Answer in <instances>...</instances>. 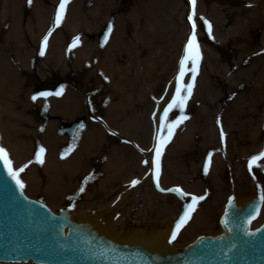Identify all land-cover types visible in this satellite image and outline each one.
<instances>
[{"label":"bare ground","instance_id":"obj_1","mask_svg":"<svg viewBox=\"0 0 264 264\" xmlns=\"http://www.w3.org/2000/svg\"><path fill=\"white\" fill-rule=\"evenodd\" d=\"M118 1L68 0L64 18L60 25L52 31L47 47L44 49V55L41 56L40 48L43 37L50 28H53L55 14L61 0H50L49 4H44L39 0H32L31 4L28 3V0H0V144L8 150L15 169L27 165L24 171L20 172L23 180L27 183L25 192L32 197L44 198L51 203L50 208L56 212H59L58 207L64 204L65 206L61 208L67 207L72 219L83 212H91L90 217L98 218L99 222L112 223L124 229L141 228L146 232L164 230L168 234L172 227L176 226L175 223L179 217L183 215L185 206L192 203L191 197L195 195L191 193V190L199 193L205 197L201 200L202 204L198 202L195 205L191 218L180 228L178 236L172 242L175 249L179 251L199 237L200 235L193 238L199 232L208 233L203 235L214 236L224 232L220 219L229 199L235 201L260 199L261 189L264 188V167L261 166L264 165V159L258 161L257 165L249 170L248 161L251 157L249 159L246 157L250 152H240L242 141L249 140L255 144L253 140L259 139L260 131L264 129V0H218L220 25L225 37L223 42L225 64L222 61H216L212 64V69H216L213 71L215 74L220 73L221 70L225 75L223 85L224 88L226 87L227 93L230 94L229 102L222 113H218L219 110L215 109L212 111V116H208L211 113L208 104L220 101L222 95L217 87H211L210 93L208 92L209 96L206 97L204 94L207 82L204 80L201 89L198 88L197 96L200 98L201 104L206 106L195 108L192 118H188L183 127L178 126L174 129L165 151H162L160 159L168 160V164L163 170L159 166L160 188L156 186L157 181L151 175L156 170L154 159L156 152L152 151V145L154 147L157 145V128L160 127L162 134L164 131L159 118L163 116V109L171 102V97L175 94V78L179 71V61L192 30L189 21L184 26L183 40L179 45L181 51L177 69L171 82L168 83L162 99L155 106L150 117L151 122L147 126L148 123L144 121L135 128L132 125V119H126L124 124L128 128L124 129L125 125L120 127L122 131L121 133L117 132V136L122 139V142L116 148L104 142L106 138L104 130L90 124L91 126L88 127L80 140L82 142L78 145L77 151L64 161L61 152H59V145L55 142L53 132H51L56 123H48L47 131L41 133L38 125L40 123H34L33 117L28 114L31 106L36 107L40 103H45L50 108H41L37 112V119L43 123L50 121L52 115L57 119H66L88 111L90 116L100 115L102 119L106 118V124L110 127L115 123L120 125V117L125 112L121 107L117 108L116 103L120 101L122 108L134 104L131 99L133 85L136 81L141 83V80L133 74V69L136 68L138 61L132 57L135 50H133L132 44L128 45V41L131 42L132 39L129 40V36H127L128 27L125 21L129 20L130 15L126 16L123 13L127 12L130 6L129 9L133 8L137 14H141L144 1L133 0V3H128V8L125 7L122 10H120ZM165 1L172 9L168 16L170 32H176L178 28H183L181 21L174 19L177 11L180 10L181 15L184 14L187 20L192 11L191 0ZM211 1L213 0L204 2L206 4ZM198 7L199 0H196V11L199 9ZM26 12L29 13L30 20L24 23L23 16ZM121 12L122 14H120ZM116 13L119 15L114 17ZM195 19L197 31L198 28H201L200 20L197 15ZM207 21L209 20L207 19ZM109 24L112 25L113 30L106 42L103 34L99 36V40L91 38L94 32L98 33L101 29H108ZM232 26L237 28V32L232 30ZM77 36L80 37L79 42L75 47L70 48L73 39ZM231 42H237L238 46H232ZM210 58L213 61L215 57L210 54ZM247 59H249L248 62ZM34 70L39 71L43 76L51 72L68 78L75 76L79 84L78 86H66L60 91L61 95H55V90L63 86V83L58 76H54L48 79L49 81H42L38 85L43 87L44 92H53L52 95L33 100L31 93L29 95L27 93L29 96L27 101H21L20 89L23 86V78L29 77L34 80L37 75ZM105 76L108 79H105ZM218 81L222 82L220 79ZM38 86L37 92H41ZM18 102H21V106ZM127 109L131 108L128 106ZM206 110L209 111L206 112ZM43 111L46 116L42 114ZM115 116L116 118L113 119ZM217 116H220L221 119ZM209 117L211 119H208ZM218 120L224 125L223 131L227 136L226 140L228 142L231 140L223 153L216 144L217 136L220 135L222 128V124L220 125ZM76 121H82L81 125L85 123L82 117L73 121L61 119L59 126L60 128L66 125L71 126ZM213 124L215 132L209 128ZM237 124L239 129L234 128ZM79 128L80 126H77L75 132ZM67 134L62 132L63 136L69 138L75 136ZM196 136L201 144L198 154L196 150L193 151ZM129 140L134 143V147L139 153L132 155V149L126 144ZM146 144H149L150 148H145ZM31 146H34L36 151L41 146L45 148L42 156L43 164L36 160V152L31 151L32 155L28 153ZM107 146L110 150L107 149ZM263 148L264 144L261 141L258 148L253 151L261 152ZM93 150H101L103 158L106 156L109 160L107 162L105 159L99 160L98 164L94 165L96 167H90L88 172H84L83 180L89 177L87 183L95 182L91 188L94 191L90 193L89 189L85 194H81L79 199L78 197L75 199L72 192L79 190V186L72 180L73 176H79L81 173L79 169L92 161ZM127 153H130L132 157L128 158ZM209 153L212 154L211 161L208 171L205 173L204 165L208 160ZM237 155L242 158L244 156L243 161L238 165L234 161ZM30 158L32 162L26 163ZM138 158L139 165L136 166L135 161ZM129 160L134 162L131 170L128 167ZM145 161H149V163H145ZM124 171L130 176H133L132 173L137 171L140 174L147 173L146 180L140 182L141 187L139 188L144 195L138 194L137 200L143 199V197L147 200L145 192H148L149 189L155 197L164 198L168 206L167 210L151 209L146 206L147 204H142L148 208L147 213L139 211L134 215L130 210L128 211V207H131L133 202L117 215H109L111 209L108 206L105 210L97 208L91 197L103 193L102 187L114 184L118 179L117 176ZM200 171L205 174L204 178L195 181L194 176H199ZM102 174L103 177L99 179ZM175 187L182 188L190 195L182 196L178 192L161 190ZM227 190L233 195L227 198L223 213L218 217L220 213L218 204L220 205V201L225 199ZM263 211L264 203L259 207L257 216L249 221L250 229H256L264 223V215H261ZM161 215H163L162 218ZM257 217H261V219H256ZM162 219L163 226H159ZM217 220L220 226L218 233L208 232L212 230ZM146 224L152 225V228L147 229ZM180 238L193 239L188 240V244L179 248L177 241ZM0 264L39 263L29 261L28 263L0 262Z\"/></svg>","mask_w":264,"mask_h":264},{"label":"rangeland","instance_id":"obj_2","mask_svg":"<svg viewBox=\"0 0 264 264\" xmlns=\"http://www.w3.org/2000/svg\"><path fill=\"white\" fill-rule=\"evenodd\" d=\"M44 4H49L50 0H39ZM143 12L141 14H137V12H135L132 9L128 8V3H133V0H119L118 2L120 3V10H122L123 8H128V11L124 12L123 14L126 16H129V20L127 19L125 22L127 23V27H128V33L127 36H129V40L128 41V45H133V50H135V53H133L132 57L134 58V60H138L137 66L135 69H133V74L137 76L138 79L141 80L140 81H136L135 84L133 85V96H132V103L134 104H130L128 105L131 109H127L128 106H124V108H122V106L120 105V101L118 103H116V107L122 109L123 112H125V114L120 117L121 120H119L120 125L118 126L116 123L113 124L111 127L108 126L106 118L102 119V116H90L88 114V111H85L83 113L77 114L76 116H73L71 118H55L54 115L51 116V120L47 121V122H40L37 116V112L38 110H40L41 108H50L48 104L45 103H40L39 105H36V107L31 106L32 108H30V110H28V114L31 115V117H33L34 119V123L35 122H39V130L41 131V133H45L47 131V125L48 123H56L55 126H53L54 128H52L51 132H53L54 135V140L55 142L59 145V152L61 153H66V155H64L62 157V159L64 161H66V159L75 151H77L78 149V145L81 144L82 141L81 138L83 136V134L86 132V130L88 129L89 126H91L92 124H94L95 126L99 127V129L104 130L106 133V138H105V143H107L109 146H113L114 148H116L118 145H120V142H122V139H120L117 136V132L122 131V128H120L121 126L125 125L124 122L126 119H132L133 122V126L139 127L142 123H144V121H146L147 126L149 125V123L151 122V115L155 109L156 104H158V102L162 99L163 93L166 90V87L168 85V83L171 82L172 76L175 72V70L177 69V63H178V57L180 55V48L179 45H181L182 40H183V33H184V26L185 24H187V20L184 17V14L181 15V11L178 10L176 17L174 19H176L177 21L180 20L182 23L183 28H178V31L176 32H170V27H169V13L172 11V9L170 8L168 2H166L165 0H143ZM205 0H199V9L198 14L196 11V14L200 20L199 25L201 28H198V30L196 31L197 34V38H198V42L200 45V49H201V53H202V59L200 61V65H199V71L196 75V80L194 82V86L192 89V95L191 97L188 99V101L185 104L184 107V111H183V115L187 117V119H184L181 123H179V127H183L184 123L187 122L188 118H192V113L195 110V108L199 107H205L206 105H204L203 103L201 104V101H199L200 98H198L197 96V92H198V88L201 89V84L204 82V80L207 82L206 84V90H205V96H209L208 92L210 91L211 87L215 88L217 87L219 89V92H221V99L218 102H213L212 104H208L210 105V112L208 114V116H212V111H215V109L219 110L218 113H222V111L225 110V107L227 105V103L229 102L230 98V94L227 93L226 87L224 88V81H225V75L223 74V72L220 70V73H213L214 70L216 69H212V64L216 61H222L224 63V57H225V46L224 45V41H225V37L224 34L222 33V26L220 25V14H219V1L218 0H213L209 3L204 2ZM122 14V12L120 13ZM117 15H119V13H116L114 15V17H117ZM23 21L24 23H27L30 19L29 17V13L26 12L23 16ZM208 19L209 22L212 25V32L211 35H209L207 26L204 25L203 20L201 19ZM232 30L237 32V28L235 26H232ZM102 31V32H101ZM100 32L96 33L94 32L91 36V38H99V36L101 35V33H104V36L107 34L108 38L110 36V33L107 32V28L106 29H101ZM172 31V30H171ZM236 34V33H235ZM99 40V39H98ZM105 41V38H104ZM232 46H238L237 42H231L230 43ZM30 47H32L31 45H29ZM211 54V56L215 57L214 60L212 61L211 58L209 59V55ZM233 55V54H231ZM249 58V57H248ZM135 60V61H136ZM249 59H247L248 62ZM38 62V61H36ZM225 64V63H224ZM35 65V64H34ZM44 65V64H43ZM46 66V65H45ZM224 65H222L223 67ZM191 67V62L189 61L187 63V68ZM224 68V67H223ZM35 73L37 72V75L35 77L34 80L28 78H23L24 82H23V86L20 89V98L21 101H27L28 99V95L29 93H31L30 95L33 96L37 92V86L39 85L40 82L48 80L54 76H58L60 78V81L63 83V89L66 86H74L77 85L78 86V82L74 77H63L61 74L58 73H53L51 72L48 75H42L39 71L34 70ZM220 77V78H219ZM218 79H220L222 82L218 81ZM184 83H193L191 80V72H187L185 75V79H184ZM226 86V85H225ZM61 87L59 89H56L55 91H61ZM77 90V89H76ZM28 93V95H27ZM53 93V92H52ZM79 93V92H78ZM210 93V92H209ZM42 97V96H40ZM37 97V98H40ZM122 103V102H121ZM19 106H21V102H18ZM127 104V103H126ZM214 110H213V109ZM205 109V108H204ZM209 110H206L209 111ZM131 112V113H130ZM205 112V113H206ZM215 113V112H214ZM181 112L178 108L173 109L170 113H169V122L173 121L176 119V117L180 116ZM83 118L85 123H84V127L83 128H79L77 129V133L75 134V136L73 138H69L68 136H63L62 133L60 132V127H59V121L61 119L63 120H67V121H73L76 120V118ZM208 119H211V118ZM219 119L220 116H217ZM116 116L113 118L115 119ZM119 118V117H118ZM55 119V120H54ZM91 121H93L94 123H92ZM45 123H47L46 125H44ZM220 123V122H219ZM91 124V125H90ZM222 123H220L221 125ZM219 125V124H217ZM176 126V127H178ZM175 127V128H176ZM215 125L213 124L212 126H210L209 128L215 132ZM238 128L239 126L238 124L234 126V128ZM123 128H128L127 125L123 126ZM222 128L224 129V125L222 124ZM226 128V127H225ZM232 128V129H234ZM136 131V130H135ZM232 132V130H231ZM261 132V136L259 137V139H254L253 141H255L253 144L251 141L247 140V142L245 141H240V147L242 148L240 152H250L249 155L246 157L249 159V157H252L253 154L259 152L258 150H256L255 152L253 151L254 149L258 148V144L262 143L264 144V129H262ZM224 133V131H223ZM237 134V132H234ZM239 133V132H238ZM164 135H167L166 130L164 129L163 131ZM234 136V135H233ZM241 136V135H239ZM226 134L224 133L223 137L221 135L217 136V143L219 146V150L222 151V153L224 152V149L226 147L227 144H229V142L231 140H226ZM195 144L193 147V151L196 150L197 154L199 153L200 150V142L198 140V137H195ZM239 140H241V137H239ZM211 142H213V140H210ZM137 142V141H136ZM127 146L129 148L132 149V155H134V153H137L138 150H136V148L134 147V143L132 141H128ZM150 144V143H149ZM149 144L144 145V147L146 148H150ZM235 146V145H234ZM32 147V146H31ZM30 147V155H32L33 153H31V151L33 152H37L36 148L34 149V146L31 148ZM166 145L164 146L162 151H165L166 149ZM246 147V148H245ZM34 149V150H33ZM107 149H109V147L107 146ZM264 150V148H263ZM29 151V150H28ZM101 150H93V155H91V159L92 161L88 162V164L84 165L83 168L81 167L79 170L81 171V173H79L78 175L73 176V181L75 184H77L79 187L78 189H80L82 186L84 187V191L80 192L79 190H75L74 192H72V196L75 197V199H79L80 195L85 194L87 192V190L90 189V193H92L94 190L91 189L95 182L94 181H89L88 183H85V180L82 179L83 176H85L84 172H88V170L90 169V167H96L94 165H97L99 160L101 161L102 159L107 162L109 159L103 158V154L100 153ZM107 151V150H106ZM115 151V150H113ZM139 153V152H138ZM105 154V153H104ZM126 156V155H125ZM128 158H131L132 156L130 155V153H127ZM126 156V157H127ZM244 158V156H243ZM243 158L240 157L239 155H237L234 158V161L238 164H241V161H243ZM31 159V158H30ZM30 159L26 162L29 163ZM141 159V158H140ZM133 161V159H131ZM32 161V159H31ZM139 158L136 159L135 164L136 166L139 165L138 163ZM168 161V160H167ZM166 160L160 159L159 161V166L160 169L163 170L164 167H166V165L168 164ZM132 163L134 162H130L128 163V167L131 170V166ZM122 167V166H121ZM143 167V166H142ZM100 168V167H99ZM145 168V167H144ZM146 169V168H145ZM165 169V168H164ZM160 170V171H161ZM79 171V172H80ZM101 171V170H100ZM203 171V170H202ZM202 171H200L199 176H194L195 181L196 180H202V178H204L203 176L205 175L204 173H202ZM163 173V172H162ZM20 174V175H19ZM19 178L24 182V185H26L27 183H25V180H23V176L21 173H19ZM88 174V173H86ZM133 176L128 175L127 173L122 172L121 174H119L117 177V181L114 182V184L112 185H107L102 187L103 188V193H100L99 196H94L91 197V199H93V202L95 204V206L101 210H105V208L108 206V208L111 209L110 214H119L122 210H125L130 203H134L133 206L131 204V207H128V211L130 210V212H132L134 215L137 214L139 211L141 212H146L148 208L151 209H155V208H161V209H165L167 210V205L166 202L164 200V198L161 197H155L152 194V191L150 192L148 189V192H145V196H147V200L145 197L139 198V200H137L138 198V194L142 195V191L139 189L141 187L140 182L146 180L147 178V173H142L140 174L139 171L137 172H133L132 173ZM228 175V174H226ZM101 177H99V179H101L103 177V174L100 175ZM142 178V179H141ZM99 179L97 180V182L99 181ZM138 179L140 182L138 184L133 185L131 183L132 180H136ZM183 186V185H182ZM24 191H25V186H24ZM106 191H109V193H106ZM141 191V192H140ZM226 197L225 199L222 201H220V205L218 204L219 208H220V213L218 214V217H220V215L223 213V208L224 205L226 203V200L229 196H232L233 194L231 192H229V190L226 191ZM27 193V192H26ZM191 193H193L195 196H201L199 193H195L194 191L191 190ZM144 195V193H143ZM142 195V196H143ZM32 196V195H29ZM38 200H42L44 202H46L50 207H51V203H49L48 201H46L44 198H40V197H34ZM145 199V200H144ZM200 204L201 200L199 201ZM142 204H147L146 206L148 207H144L142 206ZM65 205H61V207H64ZM61 207H58L59 209H61ZM57 208V209H58ZM261 215H264V211ZM163 215H161L162 218ZM217 217V216H216ZM217 217V218H218ZM256 219H261V217H257ZM163 219L161 221V223H159V226H163L162 224ZM216 224H214V226L212 227V230H209L208 232H212V233H218L219 230V223L218 220L217 222H215ZM146 228L150 229L152 228V225L146 224ZM201 234H208V233H203V232H199L196 235H194L193 238L201 235ZM192 238V239H193ZM191 239V238H190ZM190 239H183L180 238L179 241H177L178 243V247H183L184 245L188 244ZM191 239V240H192Z\"/></svg>","mask_w":264,"mask_h":264},{"label":"water","instance_id":"obj_3","mask_svg":"<svg viewBox=\"0 0 264 264\" xmlns=\"http://www.w3.org/2000/svg\"><path fill=\"white\" fill-rule=\"evenodd\" d=\"M42 114L46 116L44 111ZM81 124L82 121H76L71 126H62L61 131L73 135ZM151 175L156 180V170ZM229 201L220 219L224 232L216 236L200 235L178 251L171 238L176 226L166 234L164 230L146 232L141 228L124 229L99 222L98 218L90 217L91 212H83L72 219L67 207L55 212L45 202L30 198L24 190L21 193L0 161V261L264 264V223L256 229L249 227V221L259 212L260 199L231 200V204Z\"/></svg>","mask_w":264,"mask_h":264},{"label":"snow or ice","instance_id":"obj_4","mask_svg":"<svg viewBox=\"0 0 264 264\" xmlns=\"http://www.w3.org/2000/svg\"><path fill=\"white\" fill-rule=\"evenodd\" d=\"M28 3L31 4L32 0H28ZM68 3V0H61L58 9L56 11L55 14V21L53 24V28H50L48 33L43 37L42 40V44H41V48H40V55L43 56L44 55V49L47 47L48 44V40L49 37L52 34V31L54 30L55 27L59 26L60 23L62 22L63 18H64V14L66 11V4ZM191 4H192V11H191V15L188 16L189 21H191V34L189 36V38L187 39V42L185 44L184 47V55L181 57L180 61H179V71L176 75V83H175V94L171 97V102L168 103L167 107H165L163 109V116L159 118V122L160 125L163 126V128L166 130L167 135H164L161 133L160 131V127L157 128V145L155 147V152H156V158H155V164H156V181H157V187H159V160H160V156L162 155V150L164 148V146L170 141V139L172 138L174 129L176 126L179 125V123H181L184 119H187L186 116L183 115V111H184V107L186 102L188 101V99L191 97L192 95V89L194 86V82L196 80V75L199 71V65H200V61L202 59V53H201V49H200V45L198 42V38H197V34H196V0H191ZM203 23L207 26L208 29V33L209 35H211L212 32V25L209 21H207L206 19L202 18ZM112 25L109 24L108 25V29L107 32L111 33L112 32ZM108 39V35H105V42ZM80 37L77 36L73 39V43L70 46L71 47H75L77 45V43L79 42ZM191 62V67L190 68H186V65L188 62ZM187 72H191V80L193 83H184V77L186 75ZM105 79H108L107 76L104 77ZM61 89H63V86H61ZM52 95V93L50 92H39L36 93L32 96L33 100H36L37 97H48ZM55 95H61L60 91H57L55 93ZM178 108L181 112V115L176 117L175 120L169 122V113L175 109ZM219 123V120H218ZM81 128L84 127V125H80ZM221 135L223 137L224 133H223V128H221ZM45 152V148L43 146H41L39 148V150L36 152L35 154V158L36 160L43 164L44 160L42 158L43 154ZM62 156L66 155V153H61ZM211 153L208 154V160L205 162L204 165V171L205 173H207L208 168H209V164L211 161ZM261 159H264V150H262L261 152H259L258 154L253 155L250 160L248 161V168L249 170H251L254 166L257 165V162L260 161ZM0 161H3L4 166L6 167L7 171H8V175L11 176L13 179H15L16 184L19 186V188L21 189V193H23V189H24V182L19 178V173L23 172L24 169L27 167V165H23L22 167H20L19 169H15L13 167V161L10 159L9 157V152L8 150L2 145L0 144ZM32 161H29V163H31ZM145 163H149V161H145ZM262 167H264V165H261ZM89 177L85 178V183L88 181ZM140 181L138 179L136 180H132L131 183L133 185L138 184ZM85 189L82 186L79 191L83 192ZM162 191H171V192H178L180 195L182 196H189V193H186L183 191L182 188L180 187H175V188H171V189H161ZM205 197L204 196H192V203L188 204L185 206V210L182 216L179 217L178 221L176 222V231H173L171 234V238L174 240L180 230V228L187 223V221L191 218V213L192 211H194L195 205L200 201L203 200ZM260 201L262 203H264V188L261 189L260 192ZM229 203L231 204V199L229 201ZM258 211V209H257Z\"/></svg>","mask_w":264,"mask_h":264}]
</instances>
